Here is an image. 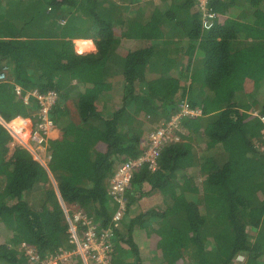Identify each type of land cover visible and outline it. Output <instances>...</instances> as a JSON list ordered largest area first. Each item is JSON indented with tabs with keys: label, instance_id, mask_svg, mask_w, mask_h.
Instances as JSON below:
<instances>
[{
	"label": "trees",
	"instance_id": "trees-1",
	"mask_svg": "<svg viewBox=\"0 0 264 264\" xmlns=\"http://www.w3.org/2000/svg\"><path fill=\"white\" fill-rule=\"evenodd\" d=\"M140 1L124 0L122 16L112 0H0V71L9 67L0 117L33 118L40 104L25 95L56 91L51 118L63 133L35 144L51 156L46 168L0 122V264H33L30 249L41 260L76 249L59 196L70 214L111 230L112 264H149L139 231L151 239L150 264H264V122L255 115H264V0H211L209 29L199 0ZM88 35L96 50L81 54L92 44L76 39ZM186 106L196 114L183 115ZM178 116V141L155 168L135 169L114 223L116 172L142 159L163 127L146 124ZM154 195L165 208L143 212ZM87 230L79 225L82 240Z\"/></svg>",
	"mask_w": 264,
	"mask_h": 264
},
{
	"label": "built area",
	"instance_id": "built-area-1",
	"mask_svg": "<svg viewBox=\"0 0 264 264\" xmlns=\"http://www.w3.org/2000/svg\"><path fill=\"white\" fill-rule=\"evenodd\" d=\"M210 1L211 0H199L202 21L203 19H206V24L203 21L206 29L211 28L216 20L213 8L209 5ZM208 22L209 25L207 24ZM5 80L6 72L4 71L0 73V82ZM16 91L21 93L22 90L17 87ZM30 97L35 98L37 103L40 104L37 112L32 115L33 118L30 117L28 119L22 116H17L11 121L5 122L4 126L12 137L21 135L26 132L28 128H30L29 141L37 145H45L49 139L50 133L54 130L51 111L59 101V94L56 91H49L48 93L42 94L38 90H34L33 92L25 95L24 99L26 103H29ZM189 113L190 115L196 114L186 106L185 109H183L182 114L185 115ZM182 114L180 116H182ZM255 115L258 116L262 122H264V115H260L257 112ZM180 116L176 117L174 122L172 120L168 123L166 127L151 133L149 143L147 144V152L142 159L136 162L125 163L119 167L116 175L111 181V187L109 190V194L117 205V210L113 215L114 223L119 225L125 218L127 212L126 192L131 187V181L135 169L144 162H149L150 167L155 168L157 165L156 159L161 154V149L165 146L168 140L175 138V140L178 141L174 130L177 131L180 129ZM176 121L178 122V127L176 125ZM262 148L264 149V146ZM68 216L69 215H67V217ZM68 221L70 223V232L72 234L71 242L76 245V249L74 251H65L61 249L50 254L45 260H41L40 256L30 249L28 250V255L34 263L73 264L72 258L74 256H79L82 259L83 264H90V261L93 262L92 264H112L111 253L113 251V244L110 241L111 230L101 229L99 224L92 223V221L89 220L86 214H84L81 210L76 211L73 218L68 217ZM75 224L77 225V229L79 225L88 226L86 238L84 240L80 238L79 234L77 235Z\"/></svg>",
	"mask_w": 264,
	"mask_h": 264
},
{
	"label": "crops",
	"instance_id": "crops-1",
	"mask_svg": "<svg viewBox=\"0 0 264 264\" xmlns=\"http://www.w3.org/2000/svg\"><path fill=\"white\" fill-rule=\"evenodd\" d=\"M150 2H153L154 4H155V6H157V5H161V6H163V4H162V0H141L140 2H139V4H148V3H150ZM136 4H138V3H136ZM131 5V7L133 6V4H130ZM196 7V6H195ZM125 9V6L123 5V9H122V11L120 12V14L119 15H128V13H127V11H125L124 10ZM149 10V9H148ZM148 10H147V13H148ZM235 11H237V8L236 7H234L233 9H232V11H231V13H235ZM119 12V11H118ZM195 12L196 13H199V12H201V10H199V8L197 7V8H195ZM200 14V13H199ZM77 40V39H76ZM76 40H74V41H76ZM177 41V40H176ZM76 51H77V49H76ZM95 52V51H94ZM78 53V52H77ZM89 53H92V52H87V54H89ZM80 54V53H79ZM6 72L7 74H8V72H9V67L7 66V65H4L3 66V68H2V70L0 71V73L1 72ZM19 87V86H18ZM17 87H15V89H16ZM20 88V87H19ZM21 89V88H20ZM22 90V89H21ZM69 106H70V109H72L73 111H72V114H75L76 113V110H75V108L74 107H72V102L70 101L69 103H67ZM110 104H113L112 105V108L114 107V103H112V101H111V103ZM29 119V118H28ZM2 121H5L4 119H2L1 117H0V122H1V124L2 125H4L3 123H2ZM7 130V129H6ZM10 134V133H9ZM11 135V134H10ZM29 137V136H28ZM28 137H27V139H28ZM63 138V133H62V131L61 130H59L58 128H56V127H54V130L50 133V135H49V139L50 140H61ZM14 139V138H13ZM29 141V140H28ZM15 144H20V145H23L22 143H13V145H15ZM24 146V145H23ZM24 147H26V149H28V147L27 146H24ZM31 147V149H28L31 153H32V155L35 157V155L34 154H36L37 152L38 153H40L39 151H38V149L36 150V146H30ZM34 148H35V150H34ZM37 153V154H38ZM40 156H42V157H45V159H47L48 160V162L50 161V158H51V156L49 155V153L47 152V151H45V154H42V153H40ZM37 160V159H36ZM56 190H57V193H58V195L60 194L59 193V190H58V188H56ZM59 198H60V202H61V204H62V200H61V197L59 196ZM141 209H142V211L143 212H147V211H149V210H151V209H153V208H155V207H162V208H165L164 207V205H162V198L160 197V195H154V196H152V197H150V198H144L142 201H141ZM62 206H63V204H62ZM67 207H66V205L64 206V209H66ZM66 212V211H65ZM134 239H135V241L137 242V244L139 245V249H140V255L142 256V260L144 261V263H151L152 261H153V259H154V252L155 251H153V249H151L150 250V242H151V239H149V237H148V235L144 232H137L135 235H134Z\"/></svg>",
	"mask_w": 264,
	"mask_h": 264
},
{
	"label": "rangeland",
	"instance_id": "rangeland-1",
	"mask_svg": "<svg viewBox=\"0 0 264 264\" xmlns=\"http://www.w3.org/2000/svg\"><path fill=\"white\" fill-rule=\"evenodd\" d=\"M113 2H117L119 5H121L122 7H123V5H124V0H112ZM116 15H119V13H115ZM203 21H204V23H205V21H206V19H203ZM210 23H212L211 21H209ZM209 22L207 23L208 25H209ZM206 24V23H205ZM77 40H88V41H90L91 42V46H92V48L90 49V50H88V51H85V52H81V54H87V52H94L95 50H96V45H95V40H94V38L92 37V35L90 36V35H88L87 37H85V38H81V39H77ZM74 43H75V41H74ZM77 47V43H75V49H77L76 48ZM78 50V49H77ZM78 52V51H77ZM176 118V117H175ZM175 118L173 119V122L175 121ZM5 122H7V121H2V123L4 124ZM161 122H162V125H159L158 123H151V124H146V127H151V129H154V130H156V129H158V128H161L162 126L164 127V124L166 125V121L165 120H161ZM177 122V121H176ZM176 125H177V127H178V122L176 123ZM4 126V125H3ZM5 127V126H4ZM162 127V128H163ZM177 127H176V129H177ZM174 131H176V130H174ZM183 131V129L182 128H180L179 129V132H182ZM153 132V131H152ZM29 136V137H28ZM27 137H28V139H27ZM14 138V143H22L24 146H27L28 147V149H31V147L30 146H35V144L34 143H31L30 141H28L29 139H30V128H28V130L26 131V132H24V133H22L21 135H18V136H14L13 137ZM13 146V145H12ZM36 148V150H37V147H35ZM35 148H34V150H35ZM13 152V151H12ZM12 152H10V154H9V157L12 155ZM38 153V152H37ZM34 154L35 155V158L44 166V167H46L47 168V166H48V160L47 159H45V157H42V156H40V153H38V154ZM205 179V178H204ZM203 179V180H204ZM201 178H196V183L197 184H202V181H203ZM52 183H53V185H54V187H55V189L58 187L57 186V182L55 181V179L53 178V176H52ZM35 195H36V193H34L33 194V196H31L32 198H34L35 197ZM37 196V195H36ZM29 199L30 200V204H32L33 203V201H35V199ZM65 211H66V214L67 215H69L68 217L69 218H73V212H72V214H70L69 213V209H65ZM76 211H77V209H75V213H76ZM76 225V224H75ZM257 231L258 230H256V229H254V228H249V233H250V235L251 236H256L257 235ZM76 232H77V235L79 234V232H78V229H77V225H76ZM80 236V235H79ZM81 238V237H80ZM28 253V252H27ZM244 261V258H242V259H240L239 260V262L240 263H242ZM33 264H36V263H34V262H32ZM90 264H92L93 262H89Z\"/></svg>",
	"mask_w": 264,
	"mask_h": 264
},
{
	"label": "clouds",
	"instance_id": "clouds-1",
	"mask_svg": "<svg viewBox=\"0 0 264 264\" xmlns=\"http://www.w3.org/2000/svg\"><path fill=\"white\" fill-rule=\"evenodd\" d=\"M213 11H214V9H213ZM214 13H215V15H216V18H217V13L214 11ZM216 21V20H215ZM180 128H181V125H180Z\"/></svg>",
	"mask_w": 264,
	"mask_h": 264
},
{
	"label": "water",
	"instance_id": "water-1",
	"mask_svg": "<svg viewBox=\"0 0 264 264\" xmlns=\"http://www.w3.org/2000/svg\"><path fill=\"white\" fill-rule=\"evenodd\" d=\"M62 200V199H61ZM62 204H63V207L65 206V204H64V202H63V200H62Z\"/></svg>",
	"mask_w": 264,
	"mask_h": 264
}]
</instances>
